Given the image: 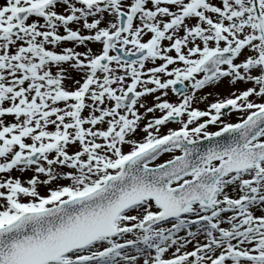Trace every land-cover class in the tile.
Wrapping results in <instances>:
<instances>
[{
  "label": "snow or ice",
  "instance_id": "obj_1",
  "mask_svg": "<svg viewBox=\"0 0 264 264\" xmlns=\"http://www.w3.org/2000/svg\"><path fill=\"white\" fill-rule=\"evenodd\" d=\"M0 264H264V0H0Z\"/></svg>",
  "mask_w": 264,
  "mask_h": 264
},
{
  "label": "rangeland",
  "instance_id": "obj_2",
  "mask_svg": "<svg viewBox=\"0 0 264 264\" xmlns=\"http://www.w3.org/2000/svg\"><path fill=\"white\" fill-rule=\"evenodd\" d=\"M70 27H75V25H70ZM78 50L82 51L83 49H78ZM242 87H244V86L243 85H237V88H242ZM206 91H209V89H206ZM216 91H219L221 96H224V95H227L228 90L226 88H220V89H214L213 90V92H216ZM214 98H215L214 96H210L208 101H206L205 103H201V104L197 105V107H199L201 109L205 108L206 104L210 103ZM146 99L148 100L149 103L151 102V97H147ZM229 119L234 121L236 119V117L232 116V117H229ZM214 130H216V127L212 126L210 131H214ZM13 175H19V173L14 172ZM30 175H31V173H25L23 176H21V179H24L26 176H30ZM40 191L42 194L44 193L45 189L43 186L40 187Z\"/></svg>",
  "mask_w": 264,
  "mask_h": 264
}]
</instances>
